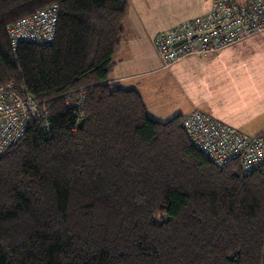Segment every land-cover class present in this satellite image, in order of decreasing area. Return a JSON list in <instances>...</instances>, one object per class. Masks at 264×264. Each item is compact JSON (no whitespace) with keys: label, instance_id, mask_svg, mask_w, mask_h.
Listing matches in <instances>:
<instances>
[{"label":"trees","instance_id":"1","mask_svg":"<svg viewBox=\"0 0 264 264\" xmlns=\"http://www.w3.org/2000/svg\"><path fill=\"white\" fill-rule=\"evenodd\" d=\"M130 1L0 0V84L47 120L0 155V264H264V161L215 165L108 79ZM49 4L52 41L12 48Z\"/></svg>","mask_w":264,"mask_h":264},{"label":"built area","instance_id":"2","mask_svg":"<svg viewBox=\"0 0 264 264\" xmlns=\"http://www.w3.org/2000/svg\"><path fill=\"white\" fill-rule=\"evenodd\" d=\"M57 12V5L49 4L13 21L7 28L11 47L20 41L51 42ZM259 32H264V0H210L207 12L158 33L153 46L165 68L188 56L217 53ZM34 119L47 125L32 96L12 83L0 84V155ZM181 126L193 146L217 166L237 160L247 174L264 161V131L245 134L196 109L184 115Z\"/></svg>","mask_w":264,"mask_h":264},{"label":"crops","instance_id":"3","mask_svg":"<svg viewBox=\"0 0 264 264\" xmlns=\"http://www.w3.org/2000/svg\"><path fill=\"white\" fill-rule=\"evenodd\" d=\"M144 1L145 5L144 3L141 5L139 2L137 3L138 8L133 5L132 0L129 3L122 25V39L114 55V61L109 71L108 79L117 83L120 87L135 88L146 107L147 115L154 120L163 122L175 115H186L196 109L208 113L219 122L234 127L245 134H255L264 131V95L262 94V98L258 103L253 97L252 100L247 99V96L241 99L243 91L239 89L240 83H242L240 78L245 72L221 67V65H224L221 62L224 58L225 61H230L229 56L232 55L233 57L240 53L238 48L242 47L243 44L238 43L241 41L236 44L234 43L235 45H229L217 53L209 54L215 60L210 59L213 60L214 63L211 64H214L215 68L208 74L209 82L205 85H194V91L190 94L192 99L193 97L195 98L194 101H190V103L182 106L176 105L177 107L169 111L168 115L171 116L165 120H159L149 114L147 105L150 103L151 106H154L155 104L152 101L154 98L149 96L147 103L144 102L141 90L135 83L139 81V78L150 76L153 72H160L162 71L161 69H164L161 68L162 65L158 61V53H156L153 46L155 35L163 32L161 30L165 28L169 27L170 29L183 21L204 14L208 11L210 0H207V7L204 5L201 6L200 12H197L196 15L183 19L176 24H174L175 22H170V18L172 17L171 13L157 9L154 0ZM147 5L148 8L145 7ZM146 12H148L149 16L145 14ZM142 16L143 18H147L146 21L142 20ZM198 57L206 58L209 56L201 55ZM192 60L197 59L192 58ZM200 62L204 63L201 58ZM185 63L188 64L187 61ZM236 69L238 68L236 67ZM203 74L204 79H207L206 68H204ZM257 78H259V74L254 75L247 82V85L252 84V89H255V79ZM253 92L255 93V91ZM237 94L241 95L239 101H235ZM163 109L164 107H158L154 113L157 114L158 110Z\"/></svg>","mask_w":264,"mask_h":264},{"label":"rangeland","instance_id":"4","mask_svg":"<svg viewBox=\"0 0 264 264\" xmlns=\"http://www.w3.org/2000/svg\"><path fill=\"white\" fill-rule=\"evenodd\" d=\"M154 1L158 10L172 14L170 22H175L174 24L196 15L197 12H200V7L203 5L207 7L208 3L207 0ZM132 2L136 8H138V2L140 5L142 3L145 5L144 0H132ZM145 7L148 8V5ZM145 14L148 15V12ZM146 19L147 18H143L142 16L143 21H146ZM168 29L169 27L161 31H167ZM238 44H243L242 47L238 48L240 53L233 57L232 55L229 56L230 61H225L224 58L221 61L224 65H221V67L223 66L225 69L241 70V72H245V74H243L240 78L242 83H240L239 86V89L243 91L242 98L240 97V94H237V96H235V101H239L240 98L244 99L245 96H247V99L252 100L253 97V99L258 103L262 98V94L264 95V32L255 33L241 40ZM154 49L156 53H158L156 48ZM208 56L209 57H206L207 60H205V57L188 56L185 57L184 60L161 69L162 71L160 72H153L150 76L139 78V81L135 84L139 86L144 102L147 103L149 96L154 98L152 101L155 105L151 106L150 103L147 105L151 116H155V118L159 120H165L171 116L168 115L169 111H172L175 107H177L176 105L182 106L186 103H190V101H194L195 98L193 97L192 99L190 96V94L194 91V85H205L209 82L208 74L215 68L214 64H211L214 63V59L211 55ZM189 57L197 60H192V58ZM200 58L204 63L200 62ZM238 60L239 62H237ZM158 61L162 65L160 57ZM186 61L189 65L185 63ZM236 67L238 69H236ZM204 68L207 69V79H204ZM257 74H259V78L255 79L256 86L255 89H252L253 85H247V82ZM253 91H255V93ZM158 107H164V109L158 110L156 114L154 111Z\"/></svg>","mask_w":264,"mask_h":264},{"label":"water","instance_id":"5","mask_svg":"<svg viewBox=\"0 0 264 264\" xmlns=\"http://www.w3.org/2000/svg\"><path fill=\"white\" fill-rule=\"evenodd\" d=\"M178 43L174 44V45H177ZM82 122H83V119H80L79 122H78V127H80L82 125Z\"/></svg>","mask_w":264,"mask_h":264}]
</instances>
